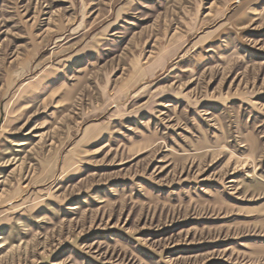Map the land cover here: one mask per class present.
Wrapping results in <instances>:
<instances>
[{"label": "rangeland", "instance_id": "rangeland-1", "mask_svg": "<svg viewBox=\"0 0 264 264\" xmlns=\"http://www.w3.org/2000/svg\"><path fill=\"white\" fill-rule=\"evenodd\" d=\"M0 264H264V0H0Z\"/></svg>", "mask_w": 264, "mask_h": 264}]
</instances>
